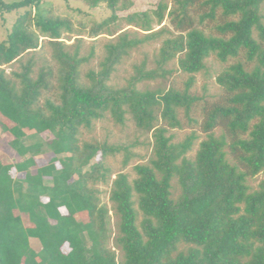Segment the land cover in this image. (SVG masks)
I'll list each match as a JSON object with an SVG mask.
<instances>
[{"label": "trees", "instance_id": "16d2710c", "mask_svg": "<svg viewBox=\"0 0 264 264\" xmlns=\"http://www.w3.org/2000/svg\"><path fill=\"white\" fill-rule=\"evenodd\" d=\"M87 1L90 6L106 2L111 14L92 27L93 37L110 38L101 43L98 68L85 73L86 81L80 66L93 53L67 49L61 40L72 32L67 18L26 9L0 42V126L14 137L10 149L24 157L12 163L0 159V264H264V179L255 189L246 182L264 175V0H171V6L158 0L153 10L127 13L122 19L133 29L119 32L110 25L122 0ZM39 2L0 0V9ZM165 17L168 26L154 29ZM163 33L168 35L153 68L143 61L126 85L108 84L123 57ZM43 42L57 65L55 84L50 65L32 76L30 58L12 72L16 81L7 76L4 65ZM211 55L235 61L216 75L221 92L203 103L197 120L190 113L199 97L189 89ZM172 59L188 74L182 89H138L143 80L166 77ZM180 111L204 133L192 159L186 153L196 133L178 142L167 134L182 126ZM127 113L139 129L151 132L153 154L149 163L133 166L135 178L119 172L111 179L106 157L124 151L126 162L127 148L80 141V128L105 114L122 124ZM29 130L53 134L49 158L34 173L30 167L37 164L33 154L40 144L29 148L19 141ZM60 152L66 155L57 157ZM13 171L22 176L14 178ZM45 178L51 185H44ZM109 179L108 198L118 217L112 243L120 258L107 245L108 210L92 186ZM30 237L40 242L39 252Z\"/></svg>", "mask_w": 264, "mask_h": 264}, {"label": "rangeland", "instance_id": "374dc122", "mask_svg": "<svg viewBox=\"0 0 264 264\" xmlns=\"http://www.w3.org/2000/svg\"><path fill=\"white\" fill-rule=\"evenodd\" d=\"M4 2H13L20 0H3ZM123 1V2H122ZM119 1L118 8L115 11V15L118 17L110 25L111 30L121 31L124 29L132 30L133 28L126 25V22L122 19L127 13L134 11H144L153 10L156 6L158 0H122ZM169 6H171V0H167ZM264 7V4H263ZM26 9L31 10V14L35 12H40L43 15H51L64 17L70 20L72 24V32H64L62 34L61 40L68 45L67 49L73 51L75 47H78L79 54L89 55L92 51V55L87 62H84L80 66V77L83 81H86L85 73L89 69L96 70L98 68V62L102 56V45L101 43L110 38L109 35L105 33H100L93 37L92 27L95 23L100 22L105 17L111 14V11L106 5V2L99 1L95 5L90 6L87 0H40L38 7L35 5L23 6L11 10L0 9V42L3 41L8 33L14 20L19 14L24 12ZM168 26L167 18L165 17L163 22L159 25L154 23V29H158L161 26ZM30 29L36 33H39L33 25ZM168 34L163 33L160 37L146 41L136 48L132 49L128 55L123 57L121 61L115 66L113 72L110 74L108 84L114 87H122L126 85L127 80L134 72V66L145 61V67L147 69L154 67V58L156 56L157 50L160 46L161 40ZM256 36V35H255ZM42 38V37H41ZM51 48L47 43L43 42L42 46L36 51H28L23 53L20 57L13 60L10 64L4 65V69L7 76L16 81L12 72H18L21 70V65L25 63L29 58L33 62V72L32 76L39 68L45 64L50 65L53 69L54 77L51 79L52 83L55 84V75L57 65L52 58ZM235 59H228L225 62L219 61L215 56L211 55L205 59V68L197 73H194V81L190 87V92L199 97V100L193 105L191 110V117L197 120L201 118V108L205 101H212L217 98L221 92L220 86L216 83V75L227 65L234 62ZM166 68L170 73L166 77H159L152 80H143L137 84L138 89H161L166 90L170 86L182 89L184 82L187 79L188 74L182 72L176 63V59L170 60L166 64ZM179 118L181 120L182 126L180 128L168 129L167 134L171 136L172 142H178L184 139L186 135L194 131L198 136L192 143L190 150L186 153V156L193 158L200 140L204 138V133L199 130L196 124H191L183 112H179ZM218 132V131H217ZM53 137V134L49 131L37 132L34 130H29L19 138L21 144L26 147H32L35 144H40V150L33 154L37 160V164L30 167V171L34 173L36 168L46 163L49 155L50 148L48 146V141ZM13 135L8 131H5L0 126V159L2 162H16L21 161L24 157L17 155L14 150L9 147V142L13 139ZM80 141H99L106 142L108 144L122 145L128 150V160L125 161L124 151H120L114 155L106 157L105 163L111 170L110 178L113 179L115 175L119 172L128 175L129 180L136 177L133 166L138 163H149V159L152 157V136L151 132L142 131L139 129L131 115L127 113L125 115L124 122L122 124L117 123L109 114H105L104 117L93 120L91 127L80 128L79 133ZM65 152H60L57 157L65 156ZM28 154L25 155V157ZM96 158H93L95 160ZM90 162V163H91ZM88 169V166L82 168ZM14 178H20L22 173L12 172ZM264 179L262 173H258L252 177H248L246 182L251 189L257 188L258 183ZM110 179L108 183L96 182L92 186L95 187L99 193L100 202L104 205L107 210L106 227L108 239V247L115 251V254L120 258V251L118 248L113 247L112 239L117 233V221L118 217L115 215L112 208V204L109 201V189H110ZM44 185H51V180L45 178L43 181ZM172 192L173 195L179 193V187L176 179H172ZM136 207V204L134 205ZM141 214L138 215V220H140ZM81 239L84 245H89V237L86 233L81 234ZM29 243L31 248L35 252H39L41 249L40 242L38 239L30 237ZM182 246V245H181Z\"/></svg>", "mask_w": 264, "mask_h": 264}]
</instances>
